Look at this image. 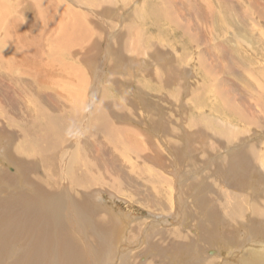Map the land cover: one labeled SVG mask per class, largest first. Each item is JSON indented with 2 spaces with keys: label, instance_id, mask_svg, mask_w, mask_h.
<instances>
[{
  "label": "rangeland",
  "instance_id": "1",
  "mask_svg": "<svg viewBox=\"0 0 264 264\" xmlns=\"http://www.w3.org/2000/svg\"><path fill=\"white\" fill-rule=\"evenodd\" d=\"M129 1L0 0V205L28 192L20 161L48 190L91 174L125 230L109 264H245L264 252V0Z\"/></svg>",
  "mask_w": 264,
  "mask_h": 264
},
{
  "label": "bare ground",
  "instance_id": "2",
  "mask_svg": "<svg viewBox=\"0 0 264 264\" xmlns=\"http://www.w3.org/2000/svg\"><path fill=\"white\" fill-rule=\"evenodd\" d=\"M127 1L129 4L130 1L129 0ZM147 1L148 0H146V2ZM20 2L23 3L22 1ZM13 3H12V6H13ZM14 4H16V2ZM16 65H17V62H16ZM23 68L24 67H22V70ZM5 76H8V75H5ZM1 83H0V86L2 85ZM19 87L21 86L19 85ZM20 89L21 88H19L18 91H20ZM18 91L16 92L17 96H19L18 94H20L18 93ZM1 97L2 96H0V98ZM7 98L9 99L10 97H7ZM81 108L82 110L84 108L82 104H81ZM194 110L198 112H202L200 111L201 110L200 107L199 108L196 107L194 108ZM38 112L39 111H35L34 117L42 115V114L39 115ZM200 115L206 117L208 114H204V115L200 114ZM34 123L32 122V125H30L31 126L30 128L32 130H34L35 128ZM230 156H231V159L234 165L238 167L237 169L243 170L244 168H246V164L243 161L244 159H246V157L243 155V153L237 151L236 153H232V155ZM261 156L262 154H260L257 157H259L260 159ZM18 157L19 156L17 155V159ZM19 163L22 164L18 166L19 168L18 171L20 174L19 176L16 175V177L13 176L14 178H11V179L13 180V182H15L16 190L26 187L28 192L27 191L22 192L20 190L18 192L16 191V194L14 195V197L12 198L9 197L10 200H7L5 205H0V207L1 206L3 207V210L0 209V264H83L84 261H86L87 264H99L98 263L99 261H100V264H109L113 262V260L115 259H117L119 263L121 262L125 263L124 261H122L125 259V256L118 257V255H116L117 253L116 249L118 245L122 242V239L124 236L123 234L125 232L124 227L119 224L120 221L118 223L114 222L115 221L114 217L106 218L102 214L100 207H98L97 205V202L103 199L101 195L103 192L100 190L101 188L98 189L97 186H100L101 183H104V182L101 179H99V177H95L91 174H89V176L87 177V174L89 172L87 173L84 172L85 176L87 178L90 177L91 179H89V181L86 184L83 182L84 183L83 185L79 184L78 186H75L74 189L77 188L78 191H75L72 187H69L70 188L69 191L66 188L60 187V182H57V179H56L55 188H53V190H48L46 189L47 187L45 188L41 183H36L31 179V176H30L31 167L26 164V161L25 163L24 161L23 162L20 161ZM86 167L88 168V166ZM92 171H95V170H92ZM54 178L56 177L54 176ZM70 183L73 184V182H70ZM108 183L110 184L108 186L110 187L114 186L111 184L112 182H108ZM86 186H89V187L92 186V187L91 189L86 190L85 188L87 189L89 188ZM258 187L259 186L256 185V188ZM87 192H89L90 194L87 195ZM95 200L97 202H95ZM159 200L160 199L158 196L157 201ZM205 202L206 201H202V198H201L200 205L201 206L204 205ZM168 204L170 206V203ZM204 211H205V215H207L208 218H211L213 220V217H214L212 215L213 212L209 211L208 209H204ZM153 217L155 221L159 220L160 223L163 222V220L161 221L159 219L161 218L160 216H153ZM90 220L92 221V223L90 222ZM88 221L90 222V224H88ZM249 223H250V227L252 228L253 233H255L257 230L255 239L264 238L263 222L259 223V226L257 225L258 223L257 224H254L251 222ZM260 229L262 230V235H260L258 232L260 231ZM171 232H173L174 234L177 233L175 231L170 230V235L172 234ZM163 234L167 235L169 234V232H166V233L164 232ZM88 237L91 238L90 242H89ZM132 237H134V234ZM220 237H222V239H225L223 238L224 236H220ZM91 242H92V245H91ZM126 245H129V244L127 243ZM155 246L156 245L154 244V247ZM257 252L258 251H255V253L252 255L249 253L248 261H246L245 264L246 263L247 264H264V252H261V251H259L260 253H257ZM136 254H138V252ZM134 257H136V255H134ZM178 259H176L174 264H181L184 261L182 256H180L179 260ZM182 264H197V261H194L193 259H191L188 261H184Z\"/></svg>",
  "mask_w": 264,
  "mask_h": 264
}]
</instances>
